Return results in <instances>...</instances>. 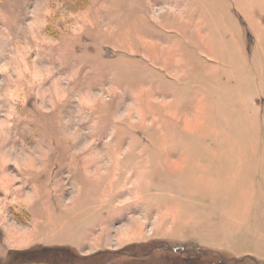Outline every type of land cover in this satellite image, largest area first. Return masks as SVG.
Masks as SVG:
<instances>
[{"label":"rangeland","instance_id":"1","mask_svg":"<svg viewBox=\"0 0 264 264\" xmlns=\"http://www.w3.org/2000/svg\"><path fill=\"white\" fill-rule=\"evenodd\" d=\"M130 244L264 264V0H0V263Z\"/></svg>","mask_w":264,"mask_h":264},{"label":"trees","instance_id":"2","mask_svg":"<svg viewBox=\"0 0 264 264\" xmlns=\"http://www.w3.org/2000/svg\"><path fill=\"white\" fill-rule=\"evenodd\" d=\"M203 250L207 252L206 249L198 250L192 261V256L190 260L185 249H154L147 244H130L122 249L101 250L89 255H81L68 246H41L14 251L0 264H157L160 257L155 251L179 255L181 261L172 264H211L212 256L209 254L210 256L203 257Z\"/></svg>","mask_w":264,"mask_h":264},{"label":"crops","instance_id":"3","mask_svg":"<svg viewBox=\"0 0 264 264\" xmlns=\"http://www.w3.org/2000/svg\"><path fill=\"white\" fill-rule=\"evenodd\" d=\"M260 254H261V257H262V259H264V251L263 252H260ZM259 253H258V255H260ZM249 256H251V257H256L255 255H251V254H249Z\"/></svg>","mask_w":264,"mask_h":264}]
</instances>
